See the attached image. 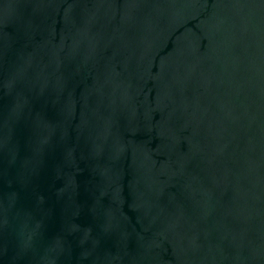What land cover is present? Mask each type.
Wrapping results in <instances>:
<instances>
[{
    "label": "water",
    "instance_id": "95a60500",
    "mask_svg": "<svg viewBox=\"0 0 264 264\" xmlns=\"http://www.w3.org/2000/svg\"><path fill=\"white\" fill-rule=\"evenodd\" d=\"M0 264H264V0H0Z\"/></svg>",
    "mask_w": 264,
    "mask_h": 264
}]
</instances>
